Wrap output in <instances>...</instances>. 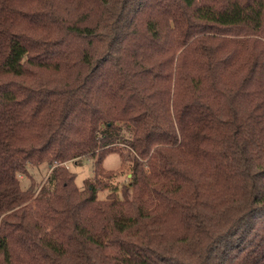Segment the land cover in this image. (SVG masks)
<instances>
[{"label": "trees", "instance_id": "1", "mask_svg": "<svg viewBox=\"0 0 264 264\" xmlns=\"http://www.w3.org/2000/svg\"><path fill=\"white\" fill-rule=\"evenodd\" d=\"M0 264H264V0H0Z\"/></svg>", "mask_w": 264, "mask_h": 264}, {"label": "rangeland", "instance_id": "2", "mask_svg": "<svg viewBox=\"0 0 264 264\" xmlns=\"http://www.w3.org/2000/svg\"><path fill=\"white\" fill-rule=\"evenodd\" d=\"M120 158L117 154L111 153L107 155L104 159V165L107 168H118L120 167ZM68 169L76 174L75 182L79 187H82L83 180L87 177L93 176V159L91 157H81L74 160L66 162ZM52 168L51 164L42 163L37 166H28L27 175L20 174V185L23 189L29 187L31 182L36 186L41 185L46 179ZM128 169L125 168L120 172L114 179V184H117L120 187L123 183H129L128 177L130 173H127ZM106 194V191L100 192L99 197L103 198ZM120 194V193H119Z\"/></svg>", "mask_w": 264, "mask_h": 264}]
</instances>
